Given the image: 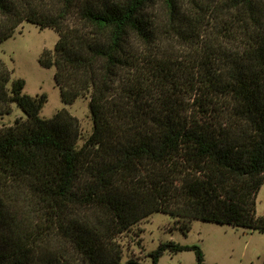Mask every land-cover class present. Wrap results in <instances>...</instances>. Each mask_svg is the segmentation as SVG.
I'll return each mask as SVG.
<instances>
[{"label": "trees", "instance_id": "16d2710c", "mask_svg": "<svg viewBox=\"0 0 264 264\" xmlns=\"http://www.w3.org/2000/svg\"><path fill=\"white\" fill-rule=\"evenodd\" d=\"M24 22L58 33L40 64L93 131L0 58V118L24 114L0 125V264H145L118 239L155 213L264 232V0H0V46Z\"/></svg>", "mask_w": 264, "mask_h": 264}, {"label": "rangeland", "instance_id": "374dc122", "mask_svg": "<svg viewBox=\"0 0 264 264\" xmlns=\"http://www.w3.org/2000/svg\"><path fill=\"white\" fill-rule=\"evenodd\" d=\"M59 35L54 29L24 22L13 37L0 46V58L12 71V78L25 81L24 93L36 97L45 94L47 101L41 116L53 118L64 108L80 121L82 139L91 135L93 121L90 96L81 97L72 105H65L55 80V68H45L40 59L45 50L54 51ZM23 112L13 106V112L0 118V125L12 126ZM257 213L264 216V185L257 197ZM172 216L155 213L122 234L118 241L123 247L124 261L139 257L145 264H153L149 253L161 243L174 241L182 246H197L203 253V264H264V232L201 220H193L184 231ZM158 264H198L195 250L179 253L165 252Z\"/></svg>", "mask_w": 264, "mask_h": 264}]
</instances>
